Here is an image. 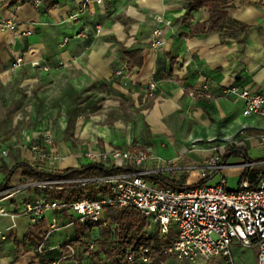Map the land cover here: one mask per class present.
I'll list each match as a JSON object with an SVG mask.
<instances>
[{
    "label": "crops",
    "instance_id": "0c3cea01",
    "mask_svg": "<svg viewBox=\"0 0 264 264\" xmlns=\"http://www.w3.org/2000/svg\"><path fill=\"white\" fill-rule=\"evenodd\" d=\"M190 1L111 0L99 4L97 0H43L37 6L32 0H20L15 5L12 0H0V82L14 75L33 81L38 76L52 77L78 93L79 101L63 104L64 109L59 108L46 123L54 132L55 151L61 157L58 170L90 164L85 158L88 151H139L137 148L148 144L153 157L172 163L176 169L156 177L189 187L202 182L208 185L217 176L210 173L201 181L198 170L187 171L189 167L181 164L185 155L192 154L188 158L190 168L202 165L214 154L212 141L239 137L246 141L242 148L264 150L259 145L262 135L249 136L260 126L264 131V119L245 118L243 103L224 94L230 88L264 93V0H233L225 9L230 20L247 28L245 32L231 28L205 32L210 11L200 9L187 16ZM50 3L54 6L49 7ZM159 17L171 25H160L165 46L156 51L151 43ZM9 22L13 29L6 27ZM124 51H142L143 65L134 66L129 78H117L115 71L129 61ZM17 58H22L23 64L14 69ZM152 83L157 84V90L148 98ZM204 85H208L211 99L190 95ZM168 146H178V152L165 158L159 150L163 153ZM237 156L225 162V174L237 170L240 183L243 173L249 171L243 167L245 161L254 160L248 156L230 163ZM258 166L252 170H262ZM183 171L189 173L181 175ZM1 175L4 181L5 174ZM22 182L30 184L18 171L10 190H18ZM42 194L18 190L9 194L15 201L0 205L18 212ZM106 217L109 219L107 212ZM54 219L60 230L43 239ZM69 222L68 215L58 213L46 214L37 226L25 217L12 220L0 216V232L7 236L5 241L0 238V264H52L66 252L68 244L75 247L79 264H96L98 256H106L99 251L96 256L86 252L91 231L85 232L79 225L70 227ZM100 228L94 245L103 241L110 227ZM173 233L171 236L176 237ZM240 245L235 242L232 247L235 264H256V253ZM40 246L46 249L44 254L39 253ZM209 260L171 259L169 264H208ZM210 262L228 264L223 258Z\"/></svg>",
    "mask_w": 264,
    "mask_h": 264
},
{
    "label": "built area",
    "instance_id": "2783aa9c",
    "mask_svg": "<svg viewBox=\"0 0 264 264\" xmlns=\"http://www.w3.org/2000/svg\"><path fill=\"white\" fill-rule=\"evenodd\" d=\"M32 1L37 6L43 3V0ZM107 1L111 0H97L99 4ZM73 20L77 21L78 18L74 17ZM157 24L159 26L152 33L151 43L156 51L165 46L164 32L160 25L171 23L159 17ZM6 27L13 29L14 25L9 22ZM80 37L86 38L82 34ZM22 64L23 59L17 58L13 68L21 67ZM130 76L131 71L126 63L115 71L117 78ZM156 90L157 84H150L147 89L148 98H153ZM224 94L243 103L245 118L264 119V93L256 94L247 89L230 88ZM190 95L211 99L208 85H204L201 90L192 91ZM259 141L261 147L264 146V135ZM54 144L53 130L48 128L42 134L43 147H32L34 159L53 166L59 163L61 157L53 148ZM228 144H234V141L229 140ZM223 153V148L214 149L213 156L202 165L186 169L198 170L201 181L207 179L210 173H215L220 177L218 185L204 184L175 189L156 184L153 180L159 174L175 171L172 163L163 162L141 150L88 151L85 158L90 164L101 165L106 169H127L118 175L79 181L106 187L107 194L99 195L96 200L83 198L73 201L57 200L42 194L18 212H10L0 205V216L10 217L12 220L25 217L32 225L37 226L46 214L58 213L69 216L70 227L92 224L110 226L115 232L118 227L107 219V210L135 209L148 220L152 236L157 234L162 239L160 251L153 253L150 248L141 246L138 252L128 251L120 264H135L137 257L142 264H169L171 259L193 262L212 258H223L228 264H235L232 254L235 242L256 253V264H264V179L255 187H250L245 182L238 190L227 189V165L221 161ZM3 155H7V152L3 151ZM257 165L247 160L243 167L251 171ZM50 168L53 170L56 167ZM45 185L50 183L31 184L25 188ZM58 230V222L54 219L49 234ZM173 231L177 233L176 237L168 241ZM0 238L2 241L7 239L5 232H0ZM65 249L66 252L52 264H79L75 247L68 244ZM86 249L94 251L95 245L89 243ZM38 251L44 254L46 249L40 246Z\"/></svg>",
    "mask_w": 264,
    "mask_h": 264
},
{
    "label": "rangeland",
    "instance_id": "374dc122",
    "mask_svg": "<svg viewBox=\"0 0 264 264\" xmlns=\"http://www.w3.org/2000/svg\"><path fill=\"white\" fill-rule=\"evenodd\" d=\"M37 78L38 80L33 81L31 79H26L25 77L14 75L11 80L0 82V183H2L4 179L1 173H5L7 169L11 168L16 162L21 160L31 161L34 164L39 163L49 171L63 172L57 168L53 170L52 168H48L56 167L57 164H54L53 166L49 165L47 162H37L34 159L35 155L32 151V147H43L42 134L50 125H46V123L53 120L55 115H57L59 108L64 109L62 107L63 104L67 105L69 103L79 101L78 93L75 92V90H73L68 84L59 85L52 77L38 76ZM88 109L89 107L82 110L86 111ZM101 111L102 110L100 108L96 112H99L98 115H101ZM260 128L256 130L255 133L249 134V136L264 135V131ZM229 140H233L234 144H228ZM242 143L246 144V141L240 139L239 137L227 140L217 139L212 141L211 147L213 149L223 148L224 151H227L234 146L245 147ZM156 144L160 145L159 143ZM259 145L261 146L260 141ZM173 147L168 146L166 151H163L162 153V151L159 150V152L163 157L170 158V156L178 152L176 151L178 146L174 149ZM53 148H56V141ZM137 150L144 151L150 156H155L148 144L143 145V147L140 146ZM3 151H6L7 155H3ZM245 151L247 157L250 156L255 161H253L254 163L259 160L257 163L259 165L258 167H262L261 169H264V161H261L264 160V150L260 149V147H252L251 149L245 148ZM191 156L192 154L184 156V160L181 164L184 165L185 168H190L191 163H189L190 161H188V158ZM243 158V155L232 157L230 163L241 162L244 160ZM236 171L237 170L235 169L226 171L227 189L229 190H238L240 187L239 178L235 175ZM186 173L189 172H180L181 175H187ZM219 179V175L215 176L208 182V185L216 186L219 183ZM26 183H20L18 190H27L25 187L31 185V183ZM15 191L8 190L0 193V204H8L15 201L14 198L13 200H11L12 198H7L9 194L14 193ZM100 230L101 228L99 226L94 228L87 237V241L91 243L98 242L101 235ZM61 234H63V232ZM146 234L151 235V230L149 228L146 230ZM102 237L103 241H99V243L95 245V250L91 251L90 254H92V256H96L100 252L102 254L105 253L106 256L100 258L99 256L97 257L96 264H108L106 262L107 260L111 261L109 264H116V262H114L117 258L115 255V240L112 239L111 235L109 236L106 233H104ZM81 246L82 245L79 244L78 248H81ZM209 261H211V259ZM209 261L207 262L208 264Z\"/></svg>",
    "mask_w": 264,
    "mask_h": 264
},
{
    "label": "trees",
    "instance_id": "16d2710c",
    "mask_svg": "<svg viewBox=\"0 0 264 264\" xmlns=\"http://www.w3.org/2000/svg\"><path fill=\"white\" fill-rule=\"evenodd\" d=\"M19 1L20 0H12L11 4L15 5ZM232 1L233 0H191L188 5L187 16H190L194 11L207 9L210 11L211 17L205 32H220L226 28L245 32L247 28L230 20L228 14L225 12V9L229 7ZM52 6H54V4L50 3L49 7ZM123 55L129 59L126 63L129 70H132L134 66L141 67L143 65L142 51H124ZM70 129H72L71 125H69L68 130ZM233 155H243L247 159L245 149L234 146L228 149L221 157L222 163H225ZM18 171H22L23 177L31 184L43 185L44 183H50V185L33 187L29 188V190L41 192L53 199L73 201L83 198L96 200L99 195H105L108 193V189L106 187H99L95 184H84L79 181L118 175L126 172L127 169L118 167L106 169L101 165L88 164L83 165L80 168H71L63 172H57L46 170L39 163L34 164L28 161H20L5 171V180L0 185V193L6 192L12 188V178ZM261 179H264V169L258 171H245L239 184L242 185L243 183L248 182L250 187H255ZM153 180L156 184L166 187H172L175 189L182 188L163 177H153ZM205 183L206 182H202L199 185H204ZM107 216L111 220L112 225L118 227L115 232H113L111 227L107 228V233L109 236L111 235L112 239L116 242L115 255L117 258L115 262L117 264H120L125 259L128 251L132 250L134 252H138L141 246L150 248L153 253H158L160 251L162 239L159 238V235L157 234L154 236H152V234H146V230L149 228L148 220L137 210L108 209ZM97 226L99 225L89 224L83 227L85 232H90ZM46 234H49L48 230L44 232L43 239ZM172 238L173 237L170 236L168 241H171ZM43 239H41V242ZM86 252L90 253L91 251L86 249ZM135 264H142L138 257Z\"/></svg>",
    "mask_w": 264,
    "mask_h": 264
}]
</instances>
